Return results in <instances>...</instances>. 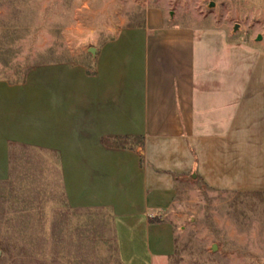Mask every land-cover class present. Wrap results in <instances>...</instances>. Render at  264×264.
Instances as JSON below:
<instances>
[{"label":"crops","instance_id":"1","mask_svg":"<svg viewBox=\"0 0 264 264\" xmlns=\"http://www.w3.org/2000/svg\"><path fill=\"white\" fill-rule=\"evenodd\" d=\"M197 33L148 19L93 46L90 65L50 60L0 78V181L16 148L53 153L65 205L112 215L121 264H167L178 178L254 181L247 145L254 130L264 138L254 63L246 80L227 76L205 46L197 54Z\"/></svg>","mask_w":264,"mask_h":264},{"label":"rangeland","instance_id":"2","mask_svg":"<svg viewBox=\"0 0 264 264\" xmlns=\"http://www.w3.org/2000/svg\"><path fill=\"white\" fill-rule=\"evenodd\" d=\"M148 19L196 30L197 54L205 46L229 77L246 80L254 63V108H264V0H0V78L17 81L30 66L50 60L90 65L89 47ZM261 135L254 130V147L247 145L254 167L242 170L254 172V181L178 178L164 216L175 232L167 264H264ZM10 170L0 181V264H121L112 215L65 205L53 153L16 148Z\"/></svg>","mask_w":264,"mask_h":264},{"label":"water","instance_id":"3","mask_svg":"<svg viewBox=\"0 0 264 264\" xmlns=\"http://www.w3.org/2000/svg\"><path fill=\"white\" fill-rule=\"evenodd\" d=\"M209 6H213V2H212V1L209 2ZM237 25H238V24H235L234 29H236V28L238 27ZM260 38H261V35L258 34L257 37H256V39L259 40ZM88 51H89L90 53L94 54V52H95V48H94L93 46H92V47H89V48H88ZM193 175H194V174H193ZM215 249H216V245L213 244V245H212V250H215Z\"/></svg>","mask_w":264,"mask_h":264},{"label":"trees","instance_id":"4","mask_svg":"<svg viewBox=\"0 0 264 264\" xmlns=\"http://www.w3.org/2000/svg\"><path fill=\"white\" fill-rule=\"evenodd\" d=\"M105 140V139H104ZM116 144H119V142H115ZM150 221L151 222H154V221H159V219L158 218H150Z\"/></svg>","mask_w":264,"mask_h":264}]
</instances>
